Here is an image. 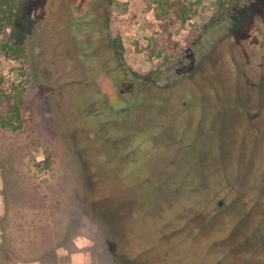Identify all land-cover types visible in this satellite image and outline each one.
<instances>
[{
  "label": "rangeland",
  "instance_id": "374dc122",
  "mask_svg": "<svg viewBox=\"0 0 264 264\" xmlns=\"http://www.w3.org/2000/svg\"><path fill=\"white\" fill-rule=\"evenodd\" d=\"M50 2L0 29V264H264V4L111 0L116 113Z\"/></svg>",
  "mask_w": 264,
  "mask_h": 264
},
{
  "label": "flooded vegetation",
  "instance_id": "af4514ba",
  "mask_svg": "<svg viewBox=\"0 0 264 264\" xmlns=\"http://www.w3.org/2000/svg\"><path fill=\"white\" fill-rule=\"evenodd\" d=\"M111 0H51L50 5L62 9L63 18L73 27L72 37H76L80 47V55L84 63L95 62L100 59L101 64L92 66L90 83L100 92L102 106L110 105V97L116 94L128 102L127 94L134 92V84L129 79L127 70L119 63L121 54L117 41L112 36L108 25L106 9ZM107 13V14H106ZM83 42L85 46H78ZM94 65V64H93ZM123 69V70H122ZM128 81V85L126 82ZM113 110V109H112ZM118 113L120 111H115Z\"/></svg>",
  "mask_w": 264,
  "mask_h": 264
},
{
  "label": "trees",
  "instance_id": "16d2710c",
  "mask_svg": "<svg viewBox=\"0 0 264 264\" xmlns=\"http://www.w3.org/2000/svg\"><path fill=\"white\" fill-rule=\"evenodd\" d=\"M263 4L264 0H219L216 11L210 17L208 24L200 28L201 39L204 38L203 34L209 30L213 32V38L223 35L233 29L236 22L253 17ZM24 5L25 0H0V29L11 28L16 31L17 22L24 20ZM14 36L17 37L15 34ZM21 41L22 38L19 37L17 43ZM17 43L14 47L18 45ZM0 122L7 125L2 116H0Z\"/></svg>",
  "mask_w": 264,
  "mask_h": 264
},
{
  "label": "water",
  "instance_id": "95a60500",
  "mask_svg": "<svg viewBox=\"0 0 264 264\" xmlns=\"http://www.w3.org/2000/svg\"><path fill=\"white\" fill-rule=\"evenodd\" d=\"M110 105L115 111H125L129 108L130 104L123 98H118L116 94H112L110 97Z\"/></svg>",
  "mask_w": 264,
  "mask_h": 264
}]
</instances>
